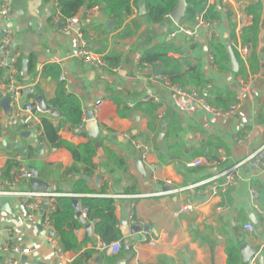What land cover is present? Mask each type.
Listing matches in <instances>:
<instances>
[{
  "label": "crops",
  "instance_id": "1",
  "mask_svg": "<svg viewBox=\"0 0 264 264\" xmlns=\"http://www.w3.org/2000/svg\"><path fill=\"white\" fill-rule=\"evenodd\" d=\"M32 2L15 0L14 4L19 57L14 81L5 85L0 101L17 90L20 96L11 115L0 107V166L7 174V161L13 157L42 162L47 179H39L50 192L70 194L76 200L98 197L102 185L107 189L105 197L126 196L114 199L123 235L119 241L125 249L114 256L103 252L93 226L90 237L84 226L74 231L78 242L84 244L82 249L66 252V258L85 259L87 250L96 249L99 253L85 264H229L228 252L237 250V264H248L255 257L244 263L239 251L242 244H248L263 255V260L257 261L264 264L262 172L243 165L238 170L239 183L216 197L204 193L206 186L186 190L236 166L264 145V0H209L220 16L210 28L198 21L176 24L170 16L151 24L147 9L141 13L142 0L133 5V13L120 26L98 8H84L71 30H65L62 20L57 21L55 0H42L37 9ZM255 26L258 32L254 38L250 29ZM79 35L90 52L104 58V69L83 60ZM215 45L222 50L218 58ZM243 46L249 48L246 58L240 52ZM166 49L168 62L143 61L146 52ZM109 56L118 59L117 67L108 64ZM51 65L58 67L59 79L54 80L47 70ZM7 72L1 71V75L5 77ZM58 82L77 98L86 119V136L78 130V134L72 133L70 128L61 130L59 136L75 145L94 141L96 168L91 176L83 171L65 175L73 165L69 151L38 143L42 127L34 130L26 125L23 108L32 103L37 107V96H43L48 105L56 98ZM170 86L196 92L217 108L228 110L239 103L240 108L221 118ZM97 100H101L94 115L99 134L94 137L87 114ZM222 156L226 161L216 166H185L197 158ZM102 171L103 180L96 185ZM81 175L94 195L73 194L82 187ZM30 189L31 185H22L16 190ZM189 203L194 210L180 214ZM18 206L17 198H0V243L9 240L11 230L15 240L20 237L33 246L28 260L32 264H73L56 259L48 243L53 232L19 222ZM246 224H252L255 232L246 231ZM133 226L140 231L132 234ZM87 239L90 241L85 243Z\"/></svg>",
  "mask_w": 264,
  "mask_h": 264
},
{
  "label": "trees",
  "instance_id": "2",
  "mask_svg": "<svg viewBox=\"0 0 264 264\" xmlns=\"http://www.w3.org/2000/svg\"><path fill=\"white\" fill-rule=\"evenodd\" d=\"M138 0H58L59 6L62 11V15L65 19H71L77 16L78 12L84 8L98 10L108 20L114 21L117 26H120L132 13L133 5H137ZM187 9L186 15L182 20V23L196 22L204 20L209 24L215 23L220 16L216 6L209 5V0H186ZM178 0H146L147 9V21L151 24H159L169 17L170 14L177 8ZM230 17L233 13L230 12ZM257 24V23H256ZM253 33V37L257 36V26L250 29ZM152 52H146L143 56L145 62H168V49L165 51L154 50ZM214 52L217 54L222 50L215 45ZM106 61L110 66L117 67L119 61L117 58L109 56ZM52 78L54 80L59 79L60 73L58 67L51 65L47 67ZM52 109H56L60 112L58 118H53L47 114H42L41 127L42 135L38 138V143H48L50 147L54 149H66L71 154L73 165L66 169L64 174L70 175L72 173L80 174L83 171V175L91 176L96 168L93 159L96 154V146L93 140H88L87 143L81 145H75L71 142L61 139L59 132L70 128L72 133L80 132L79 135L86 136V133L79 130L80 125L83 122L84 115L80 102L73 95L68 94L64 83L58 82V90L56 98L48 103ZM52 120L57 123L53 124ZM78 134V133H77ZM18 157V156H17ZM17 157H13L7 161L6 173L7 175L13 168L18 165ZM28 161V160H27ZM30 167H33L38 172V177L42 180H46V173H48L46 166L42 162L28 161ZM45 173V174H44ZM79 182L82 185L80 189H75L73 194H88L94 195L85 186L86 182L79 178ZM107 189L102 185L98 197H83L78 198L79 205L81 207H87L89 209L86 224L92 225L96 236L101 240L102 244L110 245L113 242H117L122 238V232L119 228V221L116 216L115 201L112 198L105 197ZM70 195V194H69ZM64 195L55 199V211L51 215L53 220V231L59 238L61 246L66 252H77L82 249L83 243L78 242L74 231L84 227L77 219V211L74 206L75 197ZM90 241L87 239L85 243ZM125 249V245L122 244V249ZM99 253L96 249L87 250L84 253V258L80 257L76 259L73 264H85L86 260L91 259L94 255ZM237 250H231L228 252V263L237 264L238 257ZM109 260V259H108Z\"/></svg>",
  "mask_w": 264,
  "mask_h": 264
},
{
  "label": "built area",
  "instance_id": "3",
  "mask_svg": "<svg viewBox=\"0 0 264 264\" xmlns=\"http://www.w3.org/2000/svg\"><path fill=\"white\" fill-rule=\"evenodd\" d=\"M13 0H0V93L5 90V85L8 83H13V73L16 70V63L19 57V52L15 48V32H14V19L16 17V12L14 9ZM55 15L57 21L62 20L65 30L74 29L78 24V18L75 16L71 19H65L62 15L61 8L59 6L58 0H55ZM199 25L205 27H211V24L205 22L204 20H199ZM184 29L180 28V31ZM80 36V35H79ZM81 38V49L79 54L86 63H91L97 69H104L106 67V62L104 58L98 54L90 52L86 48V41L82 36ZM243 57H247L249 54V48L243 46L240 49ZM1 71H8L7 75L4 77L1 75ZM63 81V77L61 78ZM172 90L177 92L181 96H186L191 98L197 105L206 110L207 112L214 114L221 118H227L235 114L240 108L239 104L232 105L228 110L217 108L211 106L203 97H200L196 92L188 93L176 86H170ZM20 91H14L12 94L5 97H9L12 104V109L18 107ZM101 100H97L93 106L92 113L95 115L98 112ZM25 115V122L28 128L37 130L41 127V112L35 104H28L23 108ZM86 124V119H83L82 124L79 127L80 131L84 130ZM39 135L37 131V136ZM139 148V147H137ZM226 156H222L218 159L202 157L197 158L194 161L186 162V168L193 169L203 166H216L222 162L226 161ZM18 165L11 170L7 175L5 174L3 168L0 166V198H17L18 199V220L21 223L30 225L32 227H42L46 231L53 232V220L51 219L52 213L55 211V199L64 196L56 192H35L33 190L28 191H17L16 189L22 185H30V182L34 179V168L30 167L28 161L22 157H17ZM245 164L251 165L254 169L262 172L264 174V145L258 148L254 153L249 155L245 160L236 166L222 172L216 177L204 181L200 184L189 186L186 190H194L206 186L204 193L209 195V197L219 196L220 193H225L231 188H234L239 183V173L238 170ZM202 192V191H201ZM108 196V195H105ZM143 196H138L140 198ZM113 199H122L126 196H110ZM135 198V197H131ZM134 204L132 208H134ZM194 210L192 203L187 204L181 213H188ZM89 209L87 207H80L77 211V219H79L78 214L86 220ZM220 211H224L221 209ZM130 218H134L133 211L131 212ZM80 220V219H79ZM244 229L249 233L255 232V227L252 224L244 225ZM11 230L7 233L9 240L0 243V264H32L28 261L33 254V246L27 240L11 235ZM48 243L51 250L54 252L56 259L61 262L72 263L74 260L66 258V251L61 246L58 236L53 234V237L48 238ZM154 246L156 242L152 243ZM122 249V243L120 241L113 242L110 245H102L103 252L110 253V255H118ZM248 264H258L257 258H253Z\"/></svg>",
  "mask_w": 264,
  "mask_h": 264
},
{
  "label": "water",
  "instance_id": "4",
  "mask_svg": "<svg viewBox=\"0 0 264 264\" xmlns=\"http://www.w3.org/2000/svg\"><path fill=\"white\" fill-rule=\"evenodd\" d=\"M42 0H33V5L35 6V8L37 9L38 6L41 4ZM146 0H142L141 2V13L145 14L146 12ZM186 9H187V1L186 0H178V5L177 8L170 14L171 19L176 23V24H180L181 21L184 19L185 15H186ZM113 24V22L109 23V27H111V25ZM231 64L233 65V71H236L237 69V63H236V59L233 53H231ZM36 103H37V107L41 112L44 113H50L53 117H58L60 115V112L57 110L52 109L49 105H47L44 101L43 96H37L35 99ZM0 107L5 111V113L7 115H11L12 113V104L10 102L9 97H4L1 101H0ZM87 118H88V123L89 125L92 127L93 126V131H92V136L96 137L99 134V129H98V125L97 122L95 121V117L93 115L92 112H90L89 114H87ZM27 134H24V136H26ZM138 168L141 170L143 165L141 161L137 162ZM34 179L30 182V185L33 189V191L35 192H50V188L47 186V184L43 181H41L38 177V172L37 170H34ZM103 175H104V171H102V173L97 177V181H96V185H99L100 182L103 180ZM88 179V178H86ZM74 206L76 211L79 210V202L78 200H74ZM78 217L80 219V221L82 222L83 225H85V229L87 230V235L90 237L92 235V225L86 224V220L82 218L81 215L78 214ZM124 225H126V223H124ZM148 228H144L145 232H148L147 230ZM140 231V227L137 226H133L131 228V232L132 234H135L136 232ZM53 235V233H51ZM239 251L241 253L242 256V260L244 263H248L251 258L256 257L258 258L260 261L263 260V255L258 253V250L256 248H251L248 244H242L239 247Z\"/></svg>",
  "mask_w": 264,
  "mask_h": 264
},
{
  "label": "rangeland",
  "instance_id": "5",
  "mask_svg": "<svg viewBox=\"0 0 264 264\" xmlns=\"http://www.w3.org/2000/svg\"><path fill=\"white\" fill-rule=\"evenodd\" d=\"M13 2H14L13 4H15V0H13ZM14 6H15V5H14Z\"/></svg>",
  "mask_w": 264,
  "mask_h": 264
}]
</instances>
